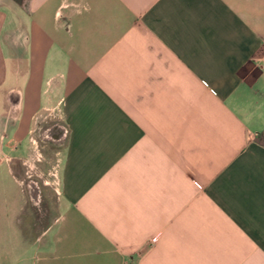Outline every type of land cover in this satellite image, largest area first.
Here are the masks:
<instances>
[{
	"label": "crops",
	"instance_id": "0c3cea01",
	"mask_svg": "<svg viewBox=\"0 0 264 264\" xmlns=\"http://www.w3.org/2000/svg\"><path fill=\"white\" fill-rule=\"evenodd\" d=\"M2 227L31 264H264V0H0Z\"/></svg>",
	"mask_w": 264,
	"mask_h": 264
},
{
	"label": "rangeland",
	"instance_id": "374dc122",
	"mask_svg": "<svg viewBox=\"0 0 264 264\" xmlns=\"http://www.w3.org/2000/svg\"><path fill=\"white\" fill-rule=\"evenodd\" d=\"M54 150L50 153L42 150L41 156L43 161L48 163L46 169L41 165V169L38 174L32 176L33 181L38 185L41 193V202L38 209V225L41 229L53 215H56L59 210L58 205V178L57 172L62 160L63 150L62 145L54 144ZM45 156V157H44ZM9 194L15 195V184L13 181L9 183ZM13 189V190H12ZM40 231V230H39ZM12 235V236H11ZM20 240L22 243L20 244ZM33 253V247L30 238L15 237L14 233H11L8 229H0V264H31V254Z\"/></svg>",
	"mask_w": 264,
	"mask_h": 264
},
{
	"label": "flooded vegetation",
	"instance_id": "af4514ba",
	"mask_svg": "<svg viewBox=\"0 0 264 264\" xmlns=\"http://www.w3.org/2000/svg\"><path fill=\"white\" fill-rule=\"evenodd\" d=\"M33 191H34V196L36 197V195H37V194H36V191H35V190H33Z\"/></svg>",
	"mask_w": 264,
	"mask_h": 264
}]
</instances>
